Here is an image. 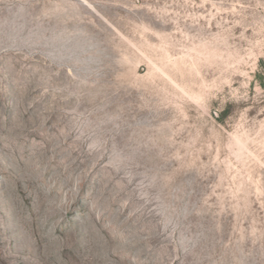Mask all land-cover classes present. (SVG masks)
<instances>
[{
  "label": "rangeland",
  "instance_id": "1",
  "mask_svg": "<svg viewBox=\"0 0 264 264\" xmlns=\"http://www.w3.org/2000/svg\"><path fill=\"white\" fill-rule=\"evenodd\" d=\"M0 264H264V0H0Z\"/></svg>",
  "mask_w": 264,
  "mask_h": 264
}]
</instances>
